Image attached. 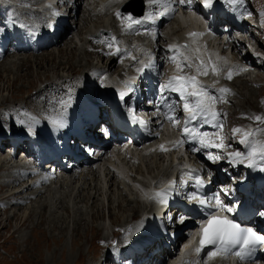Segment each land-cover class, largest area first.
Returning <instances> with one entry per match:
<instances>
[{"label": "rangeland", "instance_id": "rangeland-1", "mask_svg": "<svg viewBox=\"0 0 264 264\" xmlns=\"http://www.w3.org/2000/svg\"><path fill=\"white\" fill-rule=\"evenodd\" d=\"M86 2L83 0L80 5L82 11ZM262 5H264V0L252 2L255 14H258L257 9ZM66 41H69L70 47L68 48H71L73 52L72 58H70L75 69L83 68L86 64H93L97 61L94 53L88 50L89 46H86V40L75 28L66 34L63 42ZM63 42L57 46H52L48 51L50 53H44V57H38L35 60L31 58L27 63H11L0 67V113L3 114L5 111L9 118H14L15 111L10 110L8 112V108L19 107L20 103L26 108L28 106L32 108L43 107V99L47 91L52 90L55 84L61 85L57 84V81L54 83L53 79L58 75L70 76L65 71L67 69V55L65 51H62L64 46L59 48ZM11 60L15 61L16 58ZM250 79H253V75L246 76V81L242 83L235 82V86L230 84V92L226 100L229 103L227 105V122L236 129L240 128L236 125L237 122L242 124L254 122L264 125V73L256 79L255 83L250 82ZM230 103L232 104L230 105ZM3 116L2 118L6 122L7 117ZM257 116L262 119L257 121L255 119ZM93 180L89 179L88 182L86 180L85 186L83 185L84 190L83 188V191L81 190L83 194L81 193L80 197L75 199L73 196L75 190L71 184H66L62 186L60 191L54 192L55 189L43 191L41 198L43 202L46 198L45 204L38 203L39 198L35 197V200L32 198V201L29 200L28 203L26 201V205H16L18 209L16 206H12L5 212L0 209V219H4L0 223V264H90L94 260H98L97 257L105 251L103 250L105 249V243H103L105 238L106 241L113 239L114 237L111 236L113 234L110 232L114 230L116 225L121 226L123 224L120 217L129 218L131 213H135L133 210L138 208L141 202L136 199L133 201L126 200L132 209H126L122 202L121 208L123 210L119 211L118 207L114 206L115 200L111 187L106 188L107 183H103L102 187V183L96 177ZM103 182H105L104 179ZM88 189L92 191L95 197L91 198L86 195ZM50 195H53V198L48 197ZM86 197L87 199H85ZM18 198V195L13 197V199ZM2 201L5 204L6 200ZM105 201L112 203L113 210L107 208ZM34 204L37 207L31 208L30 206ZM45 205L49 207L46 210ZM63 205H66L67 210L62 209ZM28 212L31 214L25 215L26 217L29 216L27 224L10 234L9 230L14 228L17 222L18 224L20 222V220L13 219L15 214L11 219V214L16 213V216L20 217ZM93 213L96 215H94L95 219L91 218ZM43 216L45 220L39 222V218L42 219ZM110 217L116 218L117 221L113 222L114 224L111 223ZM94 227L95 230L92 231Z\"/></svg>", "mask_w": 264, "mask_h": 264}, {"label": "bare ground", "instance_id": "bare-ground-1", "mask_svg": "<svg viewBox=\"0 0 264 264\" xmlns=\"http://www.w3.org/2000/svg\"><path fill=\"white\" fill-rule=\"evenodd\" d=\"M67 1H70V0H65L64 1L65 5L67 4ZM86 1H87L86 5L84 7V10L82 11L80 9V5L83 2V0H72V3L69 7L72 9L71 10V17L67 19L68 23L71 22V27H65L66 26L65 25L63 27L64 29L62 28L63 31L61 33L58 32V34L54 38L43 37V38L38 39L37 41H35L33 43L34 46L32 48H30L29 51H34L36 53L40 52V53H38L36 56H29V54L28 55L23 54L21 57H19V60H17V58H16L15 61H13V60L10 61L9 58H7L8 60L3 59L2 61H0V67L4 66L6 64H11V63L12 64L13 63H19V62L27 63L28 60L30 61L31 58H34V60H35L38 57H44V53H50L48 51L50 50L51 46H57L59 43L63 42V39L65 38L66 34L69 33L70 29L75 28V30L78 33H80L82 38H84L86 40V46H89V42L92 43L93 46H96V45L100 46V50H98V51L96 49H92V48H89L88 50L91 51L92 53L96 54L97 60H100L102 65L106 66V70L108 72H116L117 74H120L121 71L119 68V63L117 61V58L121 55V51L120 50L117 51L118 48L116 45L110 46V44H118V45L124 46L125 43L122 42L123 41L122 40V33L124 31L128 30V28L123 26L122 23H120V22H122V20H121V18L118 17L119 15H117V14L122 15V13L127 12V11H134V12H137V11L135 10V8H129V6H127L125 4H121V2H123L124 0H86ZM169 21L170 20L164 18L160 23L154 24L151 27H149V31L152 32V30H157L159 32L162 29V27L164 26V23H166V22L169 23ZM79 22H80V24H78ZM169 25H170V28H175L176 24L170 22ZM173 32H177V30H173ZM106 33H108L109 35H106ZM196 34H197L196 36H192V35L189 36V38H187V42L190 40H194L196 37L199 38V41H203L205 39V36H204L202 30H201V32H198ZM99 35L100 36L102 35V36L100 37ZM157 38L158 39L155 42L154 46L158 45V42H159V40L162 39V36L158 33ZM150 40L151 39H149V44L151 45L152 42ZM199 41L198 40L192 41L188 45V49H192V53H194L195 51L197 53L196 58L199 61V64H196L194 67V71H195L196 75H198L197 68L200 65H203L206 68L207 63L214 64L216 62H219L218 61V54H216L212 50L211 47L206 46L204 44H200ZM63 46L65 49L62 48V51H65V54L67 55V65L65 64L67 66V69L65 71L70 76H73L75 74L74 77H81L82 75H84L83 69L90 68L91 65L86 64L85 67H83V68L75 69V67L71 63V58H72L73 52H72L71 48H68V47H70L69 41L63 42L59 48H61ZM152 51H154V49ZM162 51L163 50L160 47H157L155 50V59L159 60L160 66H162L164 63V60L162 58ZM232 51H233V56H237L238 52L234 49V47H233ZM205 56H208V60L205 58ZM49 57H51V56L49 55ZM219 57H220V55H219ZM219 60L222 61L220 58H219ZM25 65H28V64H25ZM243 78L240 76H233L232 80L229 81V83L232 84L233 86H235V84H236L235 82L242 83L243 81H246L245 77H243ZM196 79L197 80L205 79V75H203V74L199 75V77H196ZM53 81H54V83H55V81H57V84H61V85L55 84L54 87H52V90L50 89V91H47V93L45 94V97L43 99V101H44L43 107L42 108H32L31 106L27 107V108L31 109L33 112H37L38 116H40L39 113H41L42 111H46V110H49L51 108H55L56 102H58L60 100L67 99L69 97V93L67 92V86H70L72 84V80L70 78H67V77L63 78L62 75H58L56 78L53 79ZM252 82H254V81H252ZM42 93L44 94V92H42ZM240 96H242L241 93H240ZM1 102H2V100H1ZM27 104H29V103H27ZM38 105H40L39 102H38ZM99 105H101V103H99ZM10 110L11 109H9L8 112ZM0 117H1V115H0ZM262 132H264V130ZM162 145L164 146V149H169V145L167 143H163ZM247 145L249 146V144H247ZM260 146L261 147L257 148L259 155L256 154L254 156V159L257 160L258 163L263 167L264 166V160L261 159V153L260 152H262V150L264 149V147H263L264 144H263V146L262 145H260ZM151 147H152L151 149L154 151V149H153L154 144L153 143H152ZM110 150L111 149H109V148H105V147L103 148V151L100 154V156H102V159H106L110 155V153L108 152ZM112 152L114 153L113 157H115V158H117L118 157L117 154L120 153L117 150V148H114L112 150ZM20 155H22V156H20ZM25 156H27L28 161L33 162L34 158L32 155H30L27 152L20 154V151L17 147H14L10 151L7 150V147L4 145H2L0 147V177H1L0 178V189L1 190L4 189V187H10V188L14 187V184H15L14 180L9 179L6 176L12 170H15V168H16V170L21 169V166H23L22 164H26L25 161H23V160H22V162L20 161ZM138 156H139L138 163H136V164H134V162H129V161L122 163V164L114 163V162H108V164L102 163L100 166H97V168H96L97 172L93 167V164L96 160L89 161L85 165V171H82V172L78 171L76 173V175L73 176L74 179H71L70 175H65L64 179L56 181L51 186H49L48 189L54 188L55 189L54 192H56L57 190L60 191L63 185L71 184V186L73 187V190H75L74 195H73L74 199H75L76 197H80L81 193L83 194V192H81V190L83 188V185L86 184V180L88 182L89 179L93 180V178L96 177L102 183V185H101L102 187H103V183L108 184V186L106 188L111 187V189L113 191V198L115 200L114 206L118 207L119 211L123 210L121 208L122 202L124 203L123 205L126 207V209H132L130 207V203H126V200H130V201H133L134 199H136L138 201H140V200H139V197L137 195H135L133 192H130V190H131L130 188L127 189L124 187L125 186L124 180H131L132 184H133L131 186L139 188L141 185H143V186L148 185V184H146V182L153 181L154 179H156L157 177L160 176L161 172H163L165 170V167H162V165H161L162 160L160 159V156L158 154H154V156L149 157L150 159H148L147 160L148 162H145V163L143 162L144 156L141 153H138ZM79 160L81 161V159H79ZM105 161H107V160H105ZM12 167H13V169H11ZM70 172H72V174H73L72 170ZM116 174L119 175V179L117 178ZM131 174H134V176H132V178L130 177ZM19 175H22V173H20ZM103 179L105 180V182H103ZM90 188H92V187L90 186ZM122 188L126 189V194L122 193ZM83 190H84V188H83ZM5 192L6 193L2 196L3 199L9 198V197L13 196V194H15V195L20 194L18 192L17 193H11L9 191V189H5ZM93 192H95V191H93ZM86 195H88V197H91V198L95 197L94 194H92V191H89V189L87 190ZM29 197H30V199L33 198L34 200H35V197L36 198L38 197L39 198L38 203L41 202L42 204H45L47 202L46 198H44L45 202H43V199L41 198L42 197L41 192L38 194H35V195L34 194L30 195ZM48 197L53 198V195H50ZM85 199H87V197ZM38 203H37V205H38ZM92 203L93 202L91 199V205H92ZM132 203H134V202H132ZM17 204H21V203H17ZM106 204H107V208L109 210L110 209L113 210V207L111 206L112 203L106 202ZM37 205L34 204L33 206L31 205L30 207L36 208ZM16 207L18 209V206H16ZM38 207H40V206H38ZM47 207H48L47 205L44 206L45 210ZM62 207H63L62 209L67 210L66 205H63ZM137 209L138 208H135L133 211L136 212ZM45 210H44V212H45ZM2 211L3 212L7 211L6 206L4 208H2ZM28 214H31V212H28L27 214H23L20 217H17L16 213L11 214V216H10L11 219L14 215L13 219H17V221L20 220V222H19V224L17 222L16 226L14 228L12 227V229L9 230L10 234H12L14 231H16V229L21 228L22 226L27 224V222L29 220V216L28 217H26V216ZM134 214L135 213H131L129 218L120 217V220L122 219L121 221H123L125 223V221H127L128 219L133 218ZM94 215L95 214L93 213L91 215V218L95 219L96 215L95 216ZM38 216H39V214H38ZM24 217H26V218H24ZM110 219L112 221L111 223L117 221V220H115L116 218H114V217L113 218L110 217ZM42 220L43 221L45 220L44 216L42 219L39 218V222H41ZM3 221H4V219L3 220L0 219V223ZM174 226H175V223L173 221H171L168 228L173 229ZM94 230H95V227L92 228V231H94ZM115 230H117V225L114 228V231ZM34 231H35V229H34ZM105 240H106V238H105ZM105 253H106V251H104L101 256L97 257L98 260H95V264H110V263L115 264L111 260L110 256L108 254H105ZM108 258H109V260H108ZM109 261H110V263H109ZM174 264H177V263L175 262Z\"/></svg>", "mask_w": 264, "mask_h": 264}, {"label": "snow or ice", "instance_id": "snow-or-ice-1", "mask_svg": "<svg viewBox=\"0 0 264 264\" xmlns=\"http://www.w3.org/2000/svg\"><path fill=\"white\" fill-rule=\"evenodd\" d=\"M180 5H190L192 0H178ZM215 0H204L203 7L205 9H209L212 7ZM169 14L168 12L161 13V16ZM250 14V13H249ZM11 15V14H10ZM129 17H132V13L127 14ZM134 23H142L141 20L134 19ZM16 24V21L13 20V25ZM20 27L24 28L25 25L21 24ZM131 27V25H129ZM52 30H55V25H52ZM35 36V33H32ZM192 36H196V33L190 34ZM186 47V46H185ZM119 51V49H117ZM166 52H176V46H169ZM174 58V56L172 57ZM185 60L188 61L186 64L181 62L178 65V68L181 67H189L191 68L193 65L188 57H185ZM151 64H147L144 66L143 70L150 68ZM219 69L217 67L212 68V72L216 73ZM197 72L199 74L207 75L208 71L203 66L200 65L197 68ZM228 79L232 78V72L229 71L227 75ZM160 93L159 100L162 101V104H158L157 108L166 107L169 111L174 110L177 101L169 100V98L165 95L166 91H171L172 93H176L179 96V100L182 102V108L184 113L186 114L185 126L182 131L183 139L179 143H187V142H198L199 148L193 147L192 151L196 152L200 149H208L212 147L219 148V144H212L207 141L205 138L209 136V133L206 131H199L200 126L211 124L213 127L219 128L220 125L215 123L218 118V113L214 110V102L217 99L223 100V94L227 93L229 89L221 88L219 92L221 93L220 97H214L207 93L204 89V86L199 83L195 76H174L170 79L168 84L160 85L158 88ZM192 98V99H190ZM123 99V95L121 96ZM131 110V109H130ZM170 121L175 123V118L173 116L167 117ZM257 121H260L262 118L257 116L255 117ZM60 128L65 127L63 119L55 121ZM189 124L193 126L189 128ZM0 127L4 128L3 125ZM10 131V129H6ZM107 132V128L104 129ZM238 131V130H234ZM28 135H34V132L28 131L26 132ZM245 141L242 140L241 143ZM175 146H178L175 145ZM161 150H164V146L161 145ZM256 155L255 148L252 151L247 152L246 157L240 151H235L229 154L230 162L234 158L238 163H242L244 159L249 161L248 167H253L252 163L254 156ZM213 159L219 160L220 156L213 157ZM261 159L264 160V151L261 153ZM261 171H264V167L260 168ZM195 183L197 186H202L203 181L199 178H195ZM231 195L227 188H222L221 192L212 197V199L216 200L217 206L219 208H226L228 212L234 213L237 211L241 205L235 203L230 206L224 205L219 200V195ZM157 197L160 198L161 203H167L168 193H157ZM189 199H197L200 208L202 209L203 216H206V220H202L200 224V233H199V241L198 246L196 247V253H201V251L208 247L210 249L207 252V256L209 259L216 256L218 253L223 252L225 254H235L239 259L243 260L246 257L250 256L252 252L257 248L260 243H264V234H259L253 227H242L239 223L235 222L233 219H229L227 216L222 218L216 217L212 215V212L215 210L211 207L209 202L200 196L198 193H193L189 196ZM258 214L261 218H264V210H260ZM169 221L173 219L171 215L168 216ZM178 222L183 224L185 222L186 217L181 216L178 217ZM167 231V229H165ZM116 242H113L115 246ZM238 247V250H236ZM235 250V251H234ZM189 264V262H186Z\"/></svg>", "mask_w": 264, "mask_h": 264}]
</instances>
